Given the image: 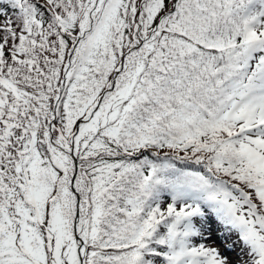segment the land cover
I'll return each mask as SVG.
<instances>
[{
  "label": "snow or ice",
  "instance_id": "6c2138e0",
  "mask_svg": "<svg viewBox=\"0 0 264 264\" xmlns=\"http://www.w3.org/2000/svg\"><path fill=\"white\" fill-rule=\"evenodd\" d=\"M0 264H264V0H0Z\"/></svg>",
  "mask_w": 264,
  "mask_h": 264
},
{
  "label": "rangeland",
  "instance_id": "374dc122",
  "mask_svg": "<svg viewBox=\"0 0 264 264\" xmlns=\"http://www.w3.org/2000/svg\"><path fill=\"white\" fill-rule=\"evenodd\" d=\"M213 246L218 247L222 252L224 251V245L216 243Z\"/></svg>",
  "mask_w": 264,
  "mask_h": 264
}]
</instances>
